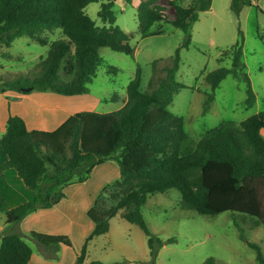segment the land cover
I'll return each instance as SVG.
<instances>
[{
    "label": "trees",
    "instance_id": "obj_1",
    "mask_svg": "<svg viewBox=\"0 0 264 264\" xmlns=\"http://www.w3.org/2000/svg\"><path fill=\"white\" fill-rule=\"evenodd\" d=\"M99 0H0V47L10 48L16 39L28 37L41 45L48 43L46 32L60 29L63 39L51 43L47 56L38 63L33 78L19 77L0 84V94L7 91L27 95L36 91L65 97L89 95L86 85L95 78L102 63L99 51L132 56L129 36L116 25L113 2L102 3L97 26L85 12ZM131 5L132 0H123ZM157 0L142 1L137 6L140 33L164 22L158 16ZM212 0H192L187 7L175 6L174 18L165 22L184 33V41L174 52L171 65L163 68V77L148 90L141 91V70L126 88L122 108L99 114L80 112L69 116L55 130L29 131L22 118L9 116L0 135V171L13 170L16 178L33 193L31 202L4 211L6 224L13 225L29 214L49 209L64 200L63 190L85 182L91 172L112 161L118 165L120 179L107 184L86 212L93 224L75 264H83L86 248L94 238L109 232L110 220L119 215L137 226L145 235L149 263L155 264L163 242L147 227L141 208L150 197L176 190L180 209L206 217L231 213L251 227L264 230V111L239 124L225 122L206 131L196 142L184 130L182 119L169 113L173 97L185 86L175 81L180 51L191 43V28L202 13L209 11ZM250 0H232L231 9L239 13L251 6ZM155 33L162 32L158 28ZM243 37L229 49L231 68L221 67L205 77L211 92L203 106L205 114L215 102V91L228 76L246 86L245 107L255 104L256 96L242 62ZM159 62L152 64L153 69ZM117 69L110 67L109 73ZM156 71V70H155ZM62 74V75H61ZM31 88L24 93L21 89ZM3 205L0 201V210ZM240 232V239L244 240ZM45 247H71L65 235L31 233ZM172 241V240H171ZM248 246L256 261L264 264L260 248ZM32 250L19 234H0V264H29ZM88 264H101L90 262ZM118 264V263H117ZM203 264H213L212 259Z\"/></svg>",
    "mask_w": 264,
    "mask_h": 264
},
{
    "label": "rangeland",
    "instance_id": "obj_2",
    "mask_svg": "<svg viewBox=\"0 0 264 264\" xmlns=\"http://www.w3.org/2000/svg\"><path fill=\"white\" fill-rule=\"evenodd\" d=\"M142 1L146 0H132V4L128 5L123 0H99L85 9L97 26H103L97 17L100 6L102 3L113 2L116 25L129 36V45L133 49L132 56L107 48L100 49L102 63L95 78L86 85L90 92L86 96L98 101L92 104L93 112L106 114L123 106L126 88L135 77L137 67L141 70V91L148 90L152 78L156 86L164 75L163 68L171 65L174 52L184 41L183 32L165 23L174 18L169 0H157L155 6L162 9L158 16L164 22L154 24L149 33L142 36L137 22V6ZM250 1L251 6L242 7L239 13H235L231 9L232 0H212L209 11L200 14L199 20L191 28L190 46L180 51V64L175 81L185 86V89L174 95L167 110L183 120L186 134L195 142L206 131L222 123L239 124L264 111V0ZM191 3L192 0H173V4L180 7H187ZM158 28L162 32L160 35L155 33ZM240 32L244 39L242 62L256 96L255 104L248 109L245 107V83L228 76L215 91V102L203 114L206 95L211 92L205 77L218 68H231L229 49L237 42L240 43ZM44 36L48 40L46 45L22 37L16 39L10 48L0 47V84L10 83L19 77L33 79L38 74V63L47 56L51 43L63 39L60 29L46 32ZM154 62H159L156 69L152 66ZM110 67L117 71L109 73ZM109 162L115 171H110L107 175L106 170L97 169L90 177L88 186L83 188L84 193L88 191V187L95 190L97 185L120 179L118 165ZM2 164L0 157V167ZM10 173L15 174L13 170L0 171V196L4 198L0 211V234L21 235L32 253L41 259L54 264H75L87 238L83 235L86 232L85 227L90 223L80 205L84 198H80L79 210H75L72 205L66 206L71 216H76V219L75 222L70 220L67 226H63V233L51 234L43 230H48L43 225L25 232L18 223L12 225L17 230L14 232L6 224L4 211L27 202L33 193L17 178L16 181L11 180ZM180 199L181 196L176 190H170L150 197L141 208V215L148 229L163 242L155 264H203L208 259H212L213 264H260L248 243L256 244L260 248L264 260V230L261 225L251 227L250 222H243L231 213L206 217L194 211L181 210ZM109 223V232L105 236L94 238L87 245L83 264L149 263V251L143 232L119 215L113 217ZM239 230L242 231L244 240L240 239ZM31 232L65 235L70 240L71 247L41 246L31 236ZM45 249H50L53 257H45ZM57 260L60 262L55 263Z\"/></svg>",
    "mask_w": 264,
    "mask_h": 264
},
{
    "label": "crops",
    "instance_id": "obj_3",
    "mask_svg": "<svg viewBox=\"0 0 264 264\" xmlns=\"http://www.w3.org/2000/svg\"><path fill=\"white\" fill-rule=\"evenodd\" d=\"M94 103H98V101H95L94 98L88 97L86 95L79 97H65L54 93H41L36 91L32 93L30 92L27 95H22L14 91H7L3 94H0V135L4 132V126L9 116H18L22 118L29 131L38 130L50 132L55 130L69 116L73 114L80 112H93L94 110L92 108V104ZM261 134L264 137V130L261 132ZM109 163L111 162H107L104 165L95 168L85 182L72 184L66 187L63 190L66 198L62 200L58 205L49 209L37 210L36 212L29 214L18 224H21V227L26 230L25 232H30L32 231L31 229H38L37 227H39V225H43L44 228L48 227V230H43L49 231L51 232V234L63 233V226H67L70 220L75 222L76 219V216H71L70 212L68 211L69 208L66 206L72 205L75 210H79V201L80 198L83 197V202L80 205L82 211L86 213L93 205V202L100 191L109 183L97 185L95 190H91L88 187V191H85V193L83 191V188L85 186H88L90 177L97 169L102 168L106 170L107 175H109L110 171L114 172V167L109 165ZM10 174L11 177L9 178L16 181L15 174ZM1 185L2 184L0 183V186ZM3 199L4 198L0 196L2 205ZM32 200L33 195L30 194L27 202H31ZM89 224H85L87 227H85L86 232L83 235L86 237H88L93 230V224L91 222ZM14 227L15 226L8 225V228H11V230L13 229L14 232H17ZM44 256L51 258L53 257V254L51 253L50 249H45ZM59 262L60 260L55 261V263ZM29 264H54V262L41 259L40 257L32 253Z\"/></svg>",
    "mask_w": 264,
    "mask_h": 264
},
{
    "label": "water",
    "instance_id": "obj_4",
    "mask_svg": "<svg viewBox=\"0 0 264 264\" xmlns=\"http://www.w3.org/2000/svg\"><path fill=\"white\" fill-rule=\"evenodd\" d=\"M22 92L24 93H28L31 91V88H25V89H21Z\"/></svg>",
    "mask_w": 264,
    "mask_h": 264
}]
</instances>
